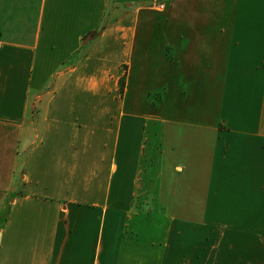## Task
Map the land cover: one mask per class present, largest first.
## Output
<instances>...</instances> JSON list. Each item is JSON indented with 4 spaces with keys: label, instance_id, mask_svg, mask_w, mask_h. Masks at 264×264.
<instances>
[{
    "label": "crops",
    "instance_id": "crops-1",
    "mask_svg": "<svg viewBox=\"0 0 264 264\" xmlns=\"http://www.w3.org/2000/svg\"><path fill=\"white\" fill-rule=\"evenodd\" d=\"M0 264H264V0H0Z\"/></svg>",
    "mask_w": 264,
    "mask_h": 264
},
{
    "label": "rangeland",
    "instance_id": "rangeland-1",
    "mask_svg": "<svg viewBox=\"0 0 264 264\" xmlns=\"http://www.w3.org/2000/svg\"><path fill=\"white\" fill-rule=\"evenodd\" d=\"M159 2V1H158ZM157 5H161V4H157ZM129 64H125V65H123L122 66V68H121V72H126L127 73V71H128V68H129ZM128 74V73H127ZM123 81V80H122ZM120 82V84H119V87H117V88H119V92L118 93H120V94H122L124 91H123V88H124V83L123 82ZM125 89V88H124ZM154 102H155V104L160 100V99H162V97H163V93H159V94H155L154 96ZM155 104H154V106H155ZM155 141H157L158 143H157V146L156 147H158L159 146V141L158 140H154V141H152L154 144H155ZM151 142V141H150ZM155 147V148H156ZM160 148V147H159ZM151 154V153H150ZM151 155H154V156H152L153 158H152V160H158V158H157V153H156V155H155V152L154 153H152ZM162 161H163V159H162Z\"/></svg>",
    "mask_w": 264,
    "mask_h": 264
},
{
    "label": "built area",
    "instance_id": "built-area-1",
    "mask_svg": "<svg viewBox=\"0 0 264 264\" xmlns=\"http://www.w3.org/2000/svg\"><path fill=\"white\" fill-rule=\"evenodd\" d=\"M161 9H164V5L159 6Z\"/></svg>",
    "mask_w": 264,
    "mask_h": 264
}]
</instances>
